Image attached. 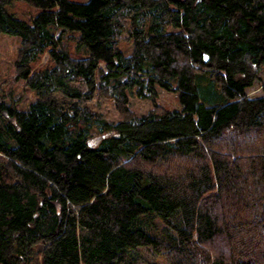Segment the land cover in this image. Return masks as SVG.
I'll return each instance as SVG.
<instances>
[{"label": "trees", "instance_id": "16d2710c", "mask_svg": "<svg viewBox=\"0 0 264 264\" xmlns=\"http://www.w3.org/2000/svg\"><path fill=\"white\" fill-rule=\"evenodd\" d=\"M0 33L36 97L0 101V264H264V0H0Z\"/></svg>", "mask_w": 264, "mask_h": 264}, {"label": "rangeland", "instance_id": "374dc122", "mask_svg": "<svg viewBox=\"0 0 264 264\" xmlns=\"http://www.w3.org/2000/svg\"><path fill=\"white\" fill-rule=\"evenodd\" d=\"M74 2L86 3L88 0H71ZM7 11L21 20L31 22L39 12L38 9L27 5L24 2H16L14 5L7 8ZM19 38L0 33V101L6 103L15 102L18 110H27L29 105L35 102L34 93L24 85L22 81H15L14 62L17 57L19 48ZM124 54L130 55L132 46L129 43L121 45ZM72 48V49H71ZM69 50L74 53L73 46ZM46 57H43L40 62L34 65V71H40L44 66H47ZM259 78L264 81V67L258 72ZM83 89V88H82ZM249 98L259 97L262 95L261 85L259 82L247 89ZM129 109L130 111L141 116L153 109L149 100L139 99L133 92L129 94ZM157 103L160 108L165 110L180 109V104L175 93H167L164 90H158ZM80 106H86L89 110L97 112L107 123L115 124L120 120V115L116 111L113 102L108 100H92L81 101ZM2 119L0 118V122ZM100 140V134L94 131L91 135L90 143L96 144ZM163 263V262H161Z\"/></svg>", "mask_w": 264, "mask_h": 264}]
</instances>
